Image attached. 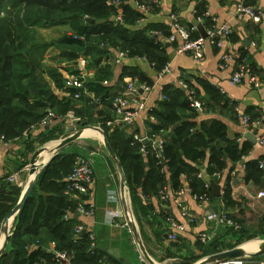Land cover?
I'll return each instance as SVG.
<instances>
[{
  "label": "crops",
  "instance_id": "0c3cea01",
  "mask_svg": "<svg viewBox=\"0 0 264 264\" xmlns=\"http://www.w3.org/2000/svg\"><path fill=\"white\" fill-rule=\"evenodd\" d=\"M126 1L143 14L142 18L145 21L143 24L137 23V28L143 29L148 23H154L158 26L157 31L170 32L168 36L154 34L165 42L171 72L160 78V71L154 67V63L151 64L148 60L145 62L134 57L126 58L121 64H116L115 58L120 50L111 46L105 47L106 49L109 48L110 54L103 56L99 65L96 63L93 51L82 53L73 61H65L59 54L53 57L49 64L46 63V56L42 80L53 91L57 97V102L53 106L47 103V106L40 108L38 112L44 114L43 118L26 129L22 135L15 137L9 146L0 150V179L3 181L0 191L5 195H12L14 192L20 193V200L25 190L23 185L10 183L7 178L15 174H19L21 179L24 177L23 175L29 171L30 160L36 150L33 148L34 144L43 142L58 124L65 127L66 125L75 126L78 130L80 125L77 123L80 119L87 118L88 106L95 104V108H92L94 112H90L93 117L105 118L109 114L113 115V100L117 95L124 92L127 83L131 78H134L129 75L128 67L135 66L144 78L142 81L152 86L151 91L145 94L147 109L135 119L131 126L126 128L121 126L109 127L111 132L123 131L127 142V139L134 134L152 139L164 138L167 140L168 137L170 138L168 132L164 131L160 134L153 131V123H157L159 120L153 111L160 109L161 104L166 99L164 98L166 90L169 92L179 88L181 92L187 94L182 85L185 82L196 91L197 97L204 104V111L193 119L198 127L202 123L210 125L214 121H220L227 127L229 141L247 146V151L239 161L229 160L225 169L215 172L219 173L215 179L217 183L221 184L223 194L226 185L228 182L230 183L231 198L235 202L231 206L224 202L223 195L219 204L216 203L214 196L210 201L196 200L186 176L182 177L183 188L180 189H185V194L181 198L171 196L167 201H164L155 195H145L142 193V188H138L136 200H134L128 183L126 195L122 194L121 177L108 151L101 152V149L97 148L102 143V137L84 135L78 139L77 141L92 139L90 144L96 146V149L87 148L90 150L86 153L95 152V155L99 156L94 167L95 182L90 186L87 193H78L80 203L93 206L94 214H82L79 216V220L96 234L97 247L106 253L104 258L110 260L108 264L117 263V258L108 249L120 258L129 260L130 264H198L214 253L232 249L231 246H244L245 244H253L256 248L254 251L247 252H260L264 245V197H259L258 193L264 190L262 186L264 176L262 181H255L253 177L249 176L250 167L248 168V165L250 163L260 164L264 161V145L259 142L254 143L246 138L247 134L253 136L258 134L260 126L255 127L253 132H249L243 124L242 117L247 115L252 120L264 122V16L261 20H254L250 16H241L237 9L238 5L242 3L264 13V0H157L159 2L158 7H156L157 10L155 8L149 13L142 11L139 4L151 5L155 0ZM119 6L122 7L123 4H119ZM199 8L204 11V16L209 17V26H221L223 24L230 26V35L224 41L223 47L218 48L207 44L205 57L201 61L192 55L178 53V47L183 43V38L179 34H177V39L174 42L168 39L173 33L172 15H177L183 26L195 27L196 35H201L194 24V20L205 24L203 17L197 16ZM118 16H122L121 9ZM64 26H68L71 31L67 34L73 33L69 25ZM226 55L230 59H225ZM83 59H86V65L81 64L80 61ZM105 65H110V68H106V71L103 72L99 68ZM240 65L249 66L259 76L261 80L259 87L254 86L248 79L239 84H232V77ZM79 73L86 74L84 100L71 98L69 92L55 84V76L61 75L63 81L66 82L70 75ZM94 81L102 82L111 87L114 96L108 102L100 103L101 100L96 93L88 89L87 83ZM69 99L73 100L71 101L72 107L65 112L63 111V104ZM134 108L131 107V109ZM50 113L54 114L55 117L43 124ZM180 114L184 117L192 115L190 111L186 110L181 111ZM92 126H100L99 128L106 132L101 123ZM173 126L169 132H173ZM97 132L102 136L100 131ZM119 144L118 152L120 153L124 145H122L123 143ZM226 145L227 142H220V146ZM207 165V161H205L197 167L205 168L207 171ZM261 169L264 172V169ZM200 174H202L201 170ZM201 178L205 181L204 177ZM67 193L68 191H66ZM39 194L44 195V197L46 195L42 191ZM182 203L195 215V223L187 222V219L181 214L180 206ZM126 205L131 207H128L130 211L133 209L134 214L131 212L133 216L135 215V223L130 228L115 225V212L122 211L125 214ZM212 209L227 213L228 218L237 223L240 228L236 229L228 224L209 220L207 217L211 214ZM169 217L173 218L181 227L172 228L171 222L168 221ZM123 219L124 216L117 221L121 222ZM16 220L17 218L13 220L11 232L15 228L14 221L16 222ZM230 227L233 230L243 231H236L238 233L233 235L237 236L238 241H230L229 244H225V236L228 235V228ZM202 232H210L213 236L212 240L202 242L199 239V234ZM136 235L138 242L135 244L133 237L135 236L137 240ZM172 235L175 238H171ZM41 238L46 241L48 248L52 249L50 242L47 241V236L41 234ZM218 240L222 242L219 246L220 251L216 252L212 249V245ZM142 247L147 252L149 260L145 257ZM246 258L252 264H264V254L247 256Z\"/></svg>",
  "mask_w": 264,
  "mask_h": 264
},
{
  "label": "trees",
  "instance_id": "16d2710c",
  "mask_svg": "<svg viewBox=\"0 0 264 264\" xmlns=\"http://www.w3.org/2000/svg\"><path fill=\"white\" fill-rule=\"evenodd\" d=\"M120 9L122 16L117 19ZM203 12L199 8L197 16L203 17L204 25L208 28L210 19ZM142 17L143 14L126 0H0V135L14 140L43 118L44 114L38 112L40 108L47 106V103L53 106L57 102L53 91L42 80L46 54L52 47L61 49L70 61L76 60L82 53L93 51L99 65L103 56L110 54L109 48L105 47L111 46L129 51L130 57H146L161 71L169 62L165 42L153 33L158 30L157 24L148 23L143 29L136 27ZM60 25H69L73 33L51 42L37 40L38 28ZM162 33L164 36L170 34L167 31ZM196 34L195 29L192 37L199 36ZM106 68H110V65L99 69L105 72ZM128 73L141 81L144 79L135 66L128 67ZM55 84L74 98L76 91L65 86L61 75L55 76ZM87 86L100 98V103L104 104L114 96L111 87L102 82H88ZM165 95L160 109L153 111L159 120L152 125L154 132L162 134L165 131L170 135L163 145L162 158L157 157L156 151L149 145V152L146 155L141 153L139 144H132V138L127 142L123 131L111 132L106 122L113 115L93 117L92 108L96 104L88 106L87 118L80 119V122L90 125L101 123L105 128L108 141L119 154L134 200L138 188H142L145 195L158 197L165 187L177 191L183 188V176L187 177L193 195L208 194L212 200L211 188H207V182L199 176L197 165L207 161V172L215 179L214 173L225 169L229 160L239 161L246 153L247 146L229 141L227 127L220 121L210 125L202 123L198 127L193 119L199 113L179 88L169 92L166 90ZM84 99L82 96L81 100ZM71 101L69 99L63 104V111L71 109ZM183 110L190 111L192 115L184 117L180 114ZM178 122L180 126L169 132ZM49 138L47 136L45 140ZM221 141L227 142V145L220 146ZM119 143L124 145L120 153ZM77 156L76 153H58L41 173L29 202L21 216L17 217L0 264H59L58 252L66 253L70 264L110 262L104 258L106 253L97 245L92 246L89 233L77 236L76 227L81 223L76 217L80 199L77 192L69 190L70 183L67 181ZM163 158L166 165L162 163ZM249 167V176L257 182L262 181L264 172L260 164L250 163ZM41 191L46 194L45 197L39 194ZM231 193L228 182L223 194L228 206L235 203ZM7 197H10L9 194L0 191V223L11 212V206L5 205ZM68 213L71 215L65 218ZM228 231L236 235L243 230L230 227ZM41 234L47 236L52 249L42 240ZM221 242L216 241L212 249L220 251ZM116 261V264H124L119 259Z\"/></svg>",
  "mask_w": 264,
  "mask_h": 264
},
{
  "label": "built area",
  "instance_id": "2783aa9c",
  "mask_svg": "<svg viewBox=\"0 0 264 264\" xmlns=\"http://www.w3.org/2000/svg\"><path fill=\"white\" fill-rule=\"evenodd\" d=\"M158 5L159 2L157 0L153 2V5L142 3L139 4L142 11L146 13L152 12L156 7H158ZM237 10L241 16H250L254 20H261L264 16V13L256 10L252 6H247L242 3L238 5ZM117 19H121V17L118 16ZM171 20L173 33L169 36V41L174 42L177 39V34H179L183 38V43L178 47V53L192 55L198 61L204 59L207 44L222 48L224 45V41L230 35V26L228 24H223L221 26L214 25L206 28L207 37L199 35L198 37L193 38L192 31L196 29L195 27L189 29L188 27L183 26L180 23L177 15H172ZM144 21L145 19L141 18L138 23L143 24ZM153 33H155L156 35H163L161 31H154ZM126 58H131L129 51L120 50L117 54V57L115 58V63L121 64V62ZM134 58L143 60L145 62L147 61L145 57L136 56ZM225 59H230V57L226 55ZM80 62L82 65H86L87 63L86 59H83ZM169 72H171L170 63L166 64L165 67L159 72V77L162 78L166 73ZM85 77V73H79L77 75H70L69 78L66 79V87L72 88L76 91L74 95L75 99H81V97L85 93ZM246 79H248L254 86H260L261 80L259 76L255 74L247 65H240L238 70L234 73L231 82L232 84H239L244 82ZM182 85L187 91L186 95L190 101V105L196 110V112H203L204 104L202 100L197 97L196 91L190 88V86L185 82L182 83ZM151 89L152 86L141 81L138 77L131 78L126 85L124 92L117 95L113 100L112 109L114 113L113 117L107 120V126L110 128H114L115 126H121L123 128L131 126L135 122V119L140 116L144 110L147 109L145 94L150 92ZM164 98H166V96H164ZM131 107L135 108L131 109ZM53 117H55L54 114L50 113L43 121V124H46ZM242 119L245 128L249 132H253V129L255 127L260 126V132L254 135L257 139V142L264 145V122H262L261 120H252L247 115H244ZM131 138L132 144H139V150L141 153L146 155L149 152V145L153 151H156L157 157L162 158L163 145L166 139H152L147 136H141L139 134H134ZM10 143L11 141L8 140L5 135H0V150L6 146H9ZM94 155L95 152H89L88 154H79L76 157L73 169L67 176V181L70 183L69 190L75 191L79 194L87 193L89 191L90 186L96 180L93 167ZM260 168L264 169V161L260 163ZM200 176L204 177L203 174H200ZM214 176L218 177L219 173H215ZM7 181L10 183L23 185L22 179L20 178L19 174L9 176L7 178ZM2 184L3 181L0 179V189L2 188ZM206 187L209 188L210 185L207 183ZM184 194L185 189L173 191L165 187L160 191V197L164 201H167L171 196L181 198ZM258 196L264 197V190H261L258 193ZM194 197L196 200L201 202L210 201L208 194L194 195ZM180 208L181 214L187 219V222H196L195 215L191 213L183 203L181 204ZM77 214L92 215L94 214V207L91 205H84L80 203L77 208ZM70 215L71 214L68 213L65 218H69ZM123 216V221H117V219L122 218ZM114 217L116 218L115 225L117 226L130 228L135 222L134 216L131 212H125L124 214L122 211H117L115 212ZM207 218L209 220H216L217 222H220L222 224H228L236 229L240 228V226L233 220L229 219L226 214H222L220 215V217H218L217 214H210ZM168 221L171 222V227L174 229H178L181 227L180 224L175 222L171 217L168 218ZM84 230L88 231V233L90 234V240L92 241V246L96 247V234L93 231L89 230L83 223H80L76 227L77 236H80ZM171 238H175V236L172 235ZM212 238L213 236L210 234V232H202L199 234V239L204 243L211 241ZM133 241L135 244L137 243L135 236L133 237ZM56 254L59 264H64L63 261H66L67 264H70L68 255L66 253L58 252ZM204 264H248V261L246 257H237Z\"/></svg>",
  "mask_w": 264,
  "mask_h": 264
},
{
  "label": "water",
  "instance_id": "95a60500",
  "mask_svg": "<svg viewBox=\"0 0 264 264\" xmlns=\"http://www.w3.org/2000/svg\"><path fill=\"white\" fill-rule=\"evenodd\" d=\"M194 24L196 25L197 29L199 30L201 36L207 37V32H206L205 26L202 23L198 22L197 20H194ZM77 124L80 125V128L77 130V127H75V126L70 127V129H69L70 135L63 138L62 140H60L58 142L56 149L53 151L51 158L46 163L39 164V160H40L42 154L47 150L48 146L39 148L33 153L31 160H30V165L28 168L29 169V171H28V185L25 188V190H24L19 202L17 203V205L11 210V212L3 220L2 232H4L5 237H4L3 243L0 247V257L3 255V253L7 249L8 244H9V239L13 235V232H11L10 229H8L6 226L8 224V222L10 221V219L13 218V220H15L17 217L21 216L23 210L25 209L27 203L29 202V200H30V198L34 192V189H35V187L39 181L41 173L48 167V165L54 159V157L58 154V152L61 149L65 148L66 146H68V145L74 143L75 141H77L78 139H80L83 136V133L86 129L93 128V129L100 131L102 133L104 146H105L106 150L108 151L111 159L115 162L117 169H118V172H119L120 177H121V192L124 196L126 195V192L128 190L126 173L124 171L123 164H122L117 152L115 151L113 146L108 141V139L106 137V133L101 128H99L97 126H92L90 124L81 123L80 121ZM178 126H180V123H177L175 126H173L172 130L174 131ZM246 138H248L249 140H251L254 143H257L256 137L253 136L252 134H247ZM162 163L164 165L167 164V162L164 158L162 159ZM199 169L202 171V174L204 176L205 181L210 185L213 196L216 199V203L219 204L220 200L222 198V195H223L221 184L217 183V181L215 179L211 178L208 175L205 168L199 167ZM262 186L264 187V181H263ZM126 212H131L127 205H126ZM210 213L211 214H217L218 217H220V215H222V214H227V213H222L219 210H214V209H212L210 211ZM79 216H80L79 214H76V217H79ZM134 223L132 224V226L134 225ZM224 227H226V225H224ZM87 234H88V231L84 230L81 235L85 236ZM136 237H137V235H136ZM137 242H138V237H137ZM139 244L142 246V243L140 241H139ZM142 250H144L143 247H142ZM108 251L110 253H112L115 258L119 259L121 262H124V264H130L129 260H125L124 258H120L117 254H115L110 249H108ZM143 252H144L145 257L149 260V256H148L147 252L145 250ZM260 254H264V245L262 246L260 252H256V253L247 252L243 245H239V246H236L232 249H228L225 251L214 253V254L208 256L201 263L204 264V263H210V262L220 261V260H224V259L255 256V255H260ZM63 263L67 264L66 261H63ZM140 264H142V263H140Z\"/></svg>",
  "mask_w": 264,
  "mask_h": 264
},
{
  "label": "rangeland",
  "instance_id": "374dc122",
  "mask_svg": "<svg viewBox=\"0 0 264 264\" xmlns=\"http://www.w3.org/2000/svg\"><path fill=\"white\" fill-rule=\"evenodd\" d=\"M70 29L68 28V26H57V27H50V28H38L37 32H36V37L37 40L40 41H46V42H51L54 40H57L58 38H60V36H64L67 33H69ZM71 32V31H70ZM61 52H60V51ZM60 54V56H62V58L66 61L67 59L65 58L64 54H62V50L59 48H55L52 47L48 52H47V59H46V63L49 64L52 60L53 57H56ZM66 65L68 64L67 62L65 63ZM98 125V124H97ZM100 127V126H99ZM70 126L66 125L62 126L61 124H58L55 128L54 131L50 134V138L48 140H43V142L40 143H35L34 144V149H39L42 147H47L49 146V144L53 143V142H59L60 140H62L63 138L67 137L70 135ZM79 129V128H78ZM102 139H103V135H102ZM91 140H87V141H77L74 142L73 144H70L68 146H66L65 148L61 149L58 153H73V154H85L88 150L90 149H96L93 144L91 143ZM86 142V143H85ZM102 143H100L97 148L101 149V152L105 151V146H104V141L101 140ZM90 148V149H87ZM33 149V150H34ZM35 150V151H36ZM99 156L98 155H94L93 156V167H95L96 162H98ZM27 172V171H26ZM24 177H22V182H23V189H25L28 185V172L23 175ZM27 182V183H26ZM10 197H7L8 199H5L7 202L5 203L6 206H11V210L17 205V203L19 202V197H20V193H12V195L9 194ZM130 193L128 195V199H129ZM129 207V206H128ZM131 208V207H129ZM131 211L133 212V209H131ZM134 214V212H133ZM135 216V215H134ZM4 220V219H3ZM17 223L14 221V226ZM2 224L3 221L0 223V237L2 234ZM244 237V236H242ZM234 242V241H238L237 236H233L231 233H229L228 235L225 236V244H229V242ZM248 264H252L251 261H248Z\"/></svg>",
  "mask_w": 264,
  "mask_h": 264
},
{
  "label": "bare ground",
  "instance_id": "6f19581e",
  "mask_svg": "<svg viewBox=\"0 0 264 264\" xmlns=\"http://www.w3.org/2000/svg\"><path fill=\"white\" fill-rule=\"evenodd\" d=\"M84 135L102 137L94 129H86L84 131V133H83V136ZM57 144H58V142H53V143L49 144V146L47 147V150L42 154V156H41V158L39 160V164L46 163L51 158V156L53 154V151L56 149ZM12 224H13V218L10 219V221L6 225L7 228L10 229L12 227ZM4 237H5V234H4V232H2L1 237H0V247H1L2 243H3V241H4ZM244 248H245L246 251H254L256 249L253 244H245Z\"/></svg>",
  "mask_w": 264,
  "mask_h": 264
}]
</instances>
